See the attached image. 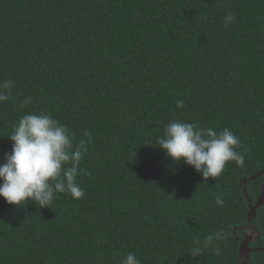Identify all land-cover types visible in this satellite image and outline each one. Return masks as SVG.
<instances>
[{
	"label": "trees",
	"instance_id": "1",
	"mask_svg": "<svg viewBox=\"0 0 264 264\" xmlns=\"http://www.w3.org/2000/svg\"><path fill=\"white\" fill-rule=\"evenodd\" d=\"M6 80L15 87L0 105V164L26 113L92 139L80 200L17 208L0 197V264H121L128 253L140 264H239L241 181L264 170V0H0ZM173 120L231 129L244 166L205 180L175 163L158 144ZM246 189L256 199L259 180ZM255 224L264 230V209ZM219 230L230 233L219 255H191ZM250 261L264 264V253Z\"/></svg>",
	"mask_w": 264,
	"mask_h": 264
},
{
	"label": "clouds",
	"instance_id": "2",
	"mask_svg": "<svg viewBox=\"0 0 264 264\" xmlns=\"http://www.w3.org/2000/svg\"><path fill=\"white\" fill-rule=\"evenodd\" d=\"M235 21V15L230 13L224 23L227 26ZM14 87L12 80L0 81V105L13 98ZM32 103L29 97L19 107L24 109ZM176 107L183 108L184 102L177 101ZM83 137L77 140L76 134L51 114L22 115L8 137L13 142L12 150L0 164V197L17 208H24L25 204L50 208L59 194L70 195L74 200L83 198L85 192L77 177L83 175L80 165L88 152L91 132L84 130ZM158 144L172 161L194 168L205 180L219 177L230 162L241 167L245 164L244 154L238 151L240 141L227 127L217 132L173 120L164 128ZM215 204L222 206V197L217 196ZM229 234L225 230L213 231L203 241L194 240L191 255L199 256L207 248L219 255L220 242L227 240ZM121 264H140V260L135 253H128Z\"/></svg>",
	"mask_w": 264,
	"mask_h": 264
},
{
	"label": "water",
	"instance_id": "3",
	"mask_svg": "<svg viewBox=\"0 0 264 264\" xmlns=\"http://www.w3.org/2000/svg\"><path fill=\"white\" fill-rule=\"evenodd\" d=\"M262 175H264V170L260 171L259 173H256L255 175L251 176L250 178H247V179H243L241 181V186L243 188V194L245 196V202L248 204L249 206V211H248V215H247V220L249 222V231L251 232H254L255 231V228L253 226V220H254V217L256 215V208H258L260 205H263L264 204V187H262V190H261V194H260V197H259V200L257 202V204L255 206H252L251 205V201L248 197V194H247V184L249 182H252V181H255L257 180L259 177H261ZM248 234V233H247ZM249 236V235H247ZM244 239V240H241L240 241V249H239V264H251V261H250V254L252 252H258V251H264V248L262 249H250V246H249V242H248V238Z\"/></svg>",
	"mask_w": 264,
	"mask_h": 264
},
{
	"label": "flooded vegetation",
	"instance_id": "4",
	"mask_svg": "<svg viewBox=\"0 0 264 264\" xmlns=\"http://www.w3.org/2000/svg\"><path fill=\"white\" fill-rule=\"evenodd\" d=\"M258 180H259V192L257 194V197L254 200L249 198L252 206H255L259 200L262 187H264V175L259 177L257 179V181ZM247 206H248V204H247ZM259 209H264V204L260 205L258 208H256V215H255L254 220H253V226L255 228V231L254 232L249 231V222H248V226L246 228H243V231L245 234H244L243 238L239 240V241L244 240L246 238V236L249 235V236H247V238H248L250 249H262V248H264V230L262 229V227L258 228L257 225L255 224V219L257 217V212ZM248 210H249V206H248ZM258 252L264 253V251L263 252L258 251ZM253 253H257V252H252L251 254H253Z\"/></svg>",
	"mask_w": 264,
	"mask_h": 264
}]
</instances>
